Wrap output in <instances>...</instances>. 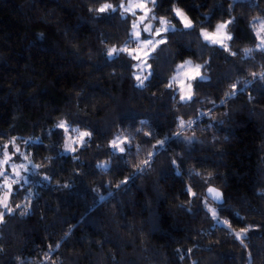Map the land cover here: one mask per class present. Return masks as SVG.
Segmentation results:
<instances>
[{
	"label": "trees",
	"instance_id": "16d2710c",
	"mask_svg": "<svg viewBox=\"0 0 264 264\" xmlns=\"http://www.w3.org/2000/svg\"><path fill=\"white\" fill-rule=\"evenodd\" d=\"M122 1L0 0V158L30 165L0 204V264H264V0L150 3L174 28L141 74ZM221 23L223 48L200 36ZM184 60L204 79L181 102Z\"/></svg>",
	"mask_w": 264,
	"mask_h": 264
},
{
	"label": "rangeland",
	"instance_id": "374dc122",
	"mask_svg": "<svg viewBox=\"0 0 264 264\" xmlns=\"http://www.w3.org/2000/svg\"><path fill=\"white\" fill-rule=\"evenodd\" d=\"M232 1H235V0H232ZM142 3L144 5L143 7L140 6ZM150 3H152L151 0H123L122 4L124 6L121 7L122 11L135 16V20H133L132 28H131L132 43L129 46L130 47L129 52L131 56H133L135 60L136 69L140 74L147 71V65H146L145 60L148 55H146V53H149V52L151 53L153 51V45L145 46L142 42L145 40H153L154 42L158 41L161 39L160 37L163 33L170 31L174 28V25L168 21L166 24L162 25L160 23L157 28H154V25L152 22L153 16L151 15V12H150L151 10ZM175 10H174L175 17L180 22L181 26L183 28H191L192 22L188 19V17L181 10L180 11L183 13V17L177 16ZM141 17H143L144 19L141 20ZM134 24L136 25L135 29L133 28ZM186 24H190L191 26L186 27L185 26ZM221 24H226V23H221ZM148 26H151L150 32L145 31L146 27ZM217 27L212 32L201 30L200 36L206 43L210 45H215V46L222 47V48L226 47L228 44L230 35L226 32V28L217 32ZM164 28H167L168 30L163 31ZM157 29L161 30L160 36L155 35V31ZM136 32L140 33L139 37L135 35ZM255 32H256L260 47L264 48V24L260 22L257 23L255 26ZM202 33H208L209 35L212 36V39L205 40ZM213 39L216 41V43L212 42ZM180 65H184V67L180 68L179 67ZM196 65H199V64H195L190 60H184L178 63V65L175 68L174 75L171 78V83L175 85L176 90L179 94V100L181 102H186L191 99L192 97L191 82L197 79L198 80L204 79V75L201 72V68L199 69V76L196 75V67H195ZM182 96L185 97L184 100H181ZM120 138H122L120 135L116 137V139L118 140ZM116 139L113 141L115 142V146L112 142V147L114 148V150L118 151L121 148L122 144L120 146L118 145L116 146L117 144ZM123 141H124V138H123ZM14 151L16 150L14 149ZM7 154L11 155L9 151L7 152ZM4 155H6V153ZM3 158L4 157L0 158V173H4L3 175H0V179H2L0 180V191H2L3 199H4L6 195L7 197L9 196V193L11 190L10 183H13V181H15L18 177H21V174L23 173L27 172L29 174L30 165L26 159V156L24 155H22V159L24 160H21L20 163H16V164H12L9 161V158L6 159L7 163H4ZM17 172H19V176H17L16 174ZM3 180H7L6 184L4 183V185L2 182Z\"/></svg>",
	"mask_w": 264,
	"mask_h": 264
},
{
	"label": "snow or ice",
	"instance_id": "6c2138e0",
	"mask_svg": "<svg viewBox=\"0 0 264 264\" xmlns=\"http://www.w3.org/2000/svg\"><path fill=\"white\" fill-rule=\"evenodd\" d=\"M151 2L153 3V5L155 4V2H156V0H151ZM124 5L122 4L121 5V7H123ZM141 7H143L144 5H143V3L140 5ZM112 8V5L111 4H107V3H105V4H103L99 9H97V11H99V12H101V13H103V12H105L106 10H108V9H111ZM113 11H115V9H113ZM175 12H176V15L177 16H181V17H183V13L179 10V9H176L175 10ZM146 15H147V13H146ZM144 18L143 17H141V20H143ZM167 23V21H164V20H161V24L162 25H164V24H166ZM228 23H231V21H229ZM186 27H190L191 25L190 24H186L185 25ZM133 28L135 29L136 28V25L134 24L133 25ZM224 28H226V24H220V25H218V27H217V32H219L220 30H222V29H224ZM168 29L167 28H164L163 29V31H167ZM145 31H151V26H148V27H146V29H145ZM135 35L137 36V37H139V35H140V33L139 32H136L135 33ZM155 35H157V36H160L161 35V30L160 29H157L156 31H155ZM202 35L204 36V38H205V40H209V39H212V36L211 35H209L208 33H202ZM231 37H229V39H230ZM213 43H216V41L213 39V41H212ZM145 46H147V45H153V51L155 50V47L156 46H158L159 44H163V43H165V40L163 39V38H161L160 40H158V41H153V40H145V41H143L142 42ZM125 49H120V51H124ZM117 52V49L116 48H112V49H110L109 50V52H108V56L109 57H113V54L114 53H116ZM146 55H148V56H150L151 55V53L149 52V53H146ZM149 67H150V65H149ZM180 68H183L184 67V65H180L179 66ZM196 67V75L197 76H199V69L202 67L201 65H196L195 66ZM149 75H151V74H149ZM262 77H264V74H262ZM136 79L138 80V81H140V84L139 85H137L138 87H142L143 85H144V80H141V77L139 76V75H137L136 76ZM145 79H147V77H145ZM233 88H235V85H233ZM236 93H235V91H233V93H232V95H235ZM190 98V97H189ZM230 98V97H229ZM185 99V97H181V100H184ZM181 124L183 125V121H181ZM58 127H65V125H64V122L62 121L61 123H60V125H58ZM81 135V137L83 138V137H87V136H89L90 135V133L89 132H83V133H81L80 134ZM113 144H114V146H115V142H113ZM5 148H7V145H5ZM120 151L121 152H124L125 151V149L124 148H121L120 149ZM6 155H7V153H6ZM4 163H7V161H4ZM146 164L148 163L147 161L145 162ZM173 163H175V161H173ZM98 167H105L104 165H98ZM4 173H0V175H3ZM17 174V176H19V172H17L16 173ZM6 178V177H5ZM13 183H15V181H13ZM190 191V190H189ZM208 192L210 193V194H213V199H215V200H217V201H219L220 200V196H221V194L219 193V192H217L215 189H213V188H209L208 189ZM0 204H2L3 205V207L5 208V209H7V212L8 213H11L12 212V209L8 206V197H7V195L5 196V198L2 200V201H0ZM17 207H20L19 205H17ZM3 215H4V213H0V221H2V219H3ZM216 215V213H215V211H213V216H215ZM217 223L219 224L220 223V221L219 220H217ZM242 231H247V229H243ZM236 239H238V240H243V236L241 235V233H236Z\"/></svg>",
	"mask_w": 264,
	"mask_h": 264
},
{
	"label": "water",
	"instance_id": "95a60500",
	"mask_svg": "<svg viewBox=\"0 0 264 264\" xmlns=\"http://www.w3.org/2000/svg\"><path fill=\"white\" fill-rule=\"evenodd\" d=\"M209 188H213V187H209ZM209 188H208V189H209ZM208 189H207L206 192H205L206 198H207L208 200H210L214 205L220 206V205L223 203L222 193H221L220 191H218L217 189L213 188V189H215L217 192H219V193L221 194V196H220V200L217 201V200L213 199V194H210V193L208 192Z\"/></svg>",
	"mask_w": 264,
	"mask_h": 264
}]
</instances>
